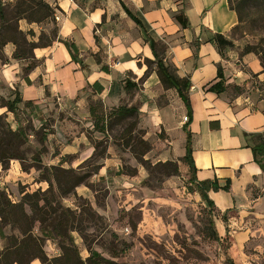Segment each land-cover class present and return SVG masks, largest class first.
<instances>
[{
    "label": "rangeland",
    "instance_id": "1",
    "mask_svg": "<svg viewBox=\"0 0 264 264\" xmlns=\"http://www.w3.org/2000/svg\"><path fill=\"white\" fill-rule=\"evenodd\" d=\"M39 26L42 29H33L30 40H38L37 34L42 33L51 37L55 31L51 23ZM235 37L240 47L251 45L264 52V9L259 14L254 11L252 20L246 21ZM128 79L137 81L132 74ZM137 82L143 88L145 81ZM151 92L150 98H144L149 108L154 107L150 112L158 109L168 123L158 124L157 111L146 113L148 118L140 113L133 135L151 145L146 153V146L136 142L135 151L141 160L136 159L127 140L120 137L123 128L135 119L115 125L104 136L90 130L92 126L83 116L69 115L58 100L41 108L20 106L19 118L28 128L31 145L46 150L44 166L73 168L78 177L89 176L75 189L73 179L67 177L65 195L54 182L48 194L53 208H58L73 224L70 239L80 256L86 260L92 251L115 264H226L227 258L236 264H264V196L261 201L251 203L256 189H264V171L253 160H227L225 168L212 170L213 173L198 170L199 181H216L221 187L229 184V189L209 192L215 206L219 203L220 210L233 211L243 221L250 217L255 230L260 231L245 246L251 229L239 232L234 242L229 234L215 240L208 226L209 207L195 192L189 168L185 170L187 165L182 161L187 139L177 118L180 116L182 124L184 117L190 119V113L180 114L182 101L175 90H164L161 85ZM139 94L143 93L139 90L134 99L126 97L122 104L129 101L141 108ZM8 121L14 129L18 128L14 114H8ZM83 132L104 140L103 147L96 154L91 145L81 146L86 160H77V154L64 155L69 142L77 139L75 147L79 146L78 136ZM160 162H173L178 171L175 167L159 168L156 165ZM44 175L46 172L36 169L24 172L20 162L13 161L7 171L0 166V189L17 203L24 193L48 190V183L42 181ZM213 193L219 194L218 202ZM214 222L219 233L221 221L215 216ZM39 229L37 224L34 233L42 237ZM4 232L18 234L11 227ZM7 245L8 241L0 236V250ZM44 248L50 259L61 255L58 240L44 239ZM32 264L41 262L36 260Z\"/></svg>",
    "mask_w": 264,
    "mask_h": 264
},
{
    "label": "crops",
    "instance_id": "2",
    "mask_svg": "<svg viewBox=\"0 0 264 264\" xmlns=\"http://www.w3.org/2000/svg\"><path fill=\"white\" fill-rule=\"evenodd\" d=\"M47 2L56 8L59 37L75 43L85 68L73 62L67 48L56 42L51 47L35 50L36 58L42 63L29 74L28 83L22 71L26 62L13 59L15 46L9 44L6 48L11 49L5 48L8 63L0 61V96L14 98L17 91L25 102L31 101L40 108L49 101L58 100L69 115L83 116L92 126L90 103L101 100L107 110L121 105L127 97L124 88L128 75L133 74L137 81L140 80L147 70L144 61L154 60L143 29L129 16L124 8L126 6L141 20L149 36L167 46L165 62L173 65L180 77L191 81L189 130L198 170L213 173L225 168L227 160L254 161L245 135L264 132V70L255 54L241 55L243 47L232 35L239 19L229 7L228 0ZM180 11L188 19L189 27L186 29L175 20V15ZM38 27L27 21L20 22L24 32L37 31ZM218 34L234 42L233 47L224 50V55H221L213 41ZM97 55L109 67V72L102 70L103 65L97 62ZM219 66L227 86V91L220 95L208 91L219 80ZM95 83L104 88L102 93H96L91 88ZM160 87L156 73L145 80L143 88L140 86V92L143 93L139 94L140 113L142 117L148 118L146 113L157 111L160 117L157 118L158 124L167 125L161 112L158 109L150 112L154 107L149 108V103L144 100L151 97V90ZM180 108V114L185 116L188 110L183 102ZM3 113H6V109L0 108V114ZM180 120L179 116L177 121L184 131L186 123L182 125ZM78 137L79 146L75 147L77 139H74L65 147L64 155L77 154V160H86L81 146L91 145L92 149L94 146L85 132ZM184 169L188 170V167L184 166ZM217 195L212 194L216 200ZM263 196L264 189H256L251 203L261 201ZM216 207V216L222 226L219 231L221 238L229 234L234 242L239 232L251 229L245 246L260 232L259 229L255 230V223L250 217L243 221L233 211L220 210L219 203Z\"/></svg>",
    "mask_w": 264,
    "mask_h": 264
},
{
    "label": "trees",
    "instance_id": "3",
    "mask_svg": "<svg viewBox=\"0 0 264 264\" xmlns=\"http://www.w3.org/2000/svg\"><path fill=\"white\" fill-rule=\"evenodd\" d=\"M228 3L229 7L237 13L239 19L238 25L232 31V35L236 39L235 33L246 21L252 20L254 11L259 14L264 9V0H228ZM124 8L137 25L143 29L154 55V60H145L147 70L140 81H145L150 76V72L156 73L164 90H175L189 113H191L190 79L180 77L177 69L170 63L165 62L167 46L149 36L141 20L134 16L126 6ZM175 20L183 28L189 27L188 19L183 11L175 15ZM21 21L37 25L51 23L54 25L55 31L51 37L42 33L36 42L29 39V36H34L32 30L28 32L21 30ZM213 41L221 55H224L226 48L234 46L232 40L219 34L213 38ZM56 42L62 43L67 48L73 62L80 64L83 69L85 68L75 43L59 37L56 8L52 7L47 0H16L15 3L8 5H5L3 0H0V61L8 63L5 48L9 44H13L15 46L13 59L26 62L22 71L23 78L28 83H30L29 74L42 63L36 58L35 50L51 47ZM251 53L259 58L264 70V52L248 45L242 49L241 55ZM96 60L103 65V71L109 72V67L103 64L100 55L96 56ZM152 65H155V69L152 68ZM218 79V82L210 86L208 91L220 95L227 91L226 80L220 66L218 68ZM91 88L96 93H102L104 90L98 83H95ZM124 89L127 98L129 100L134 99L140 90L139 82L128 79L125 82ZM128 103L129 101H127V104H121L108 111L101 100L92 101L89 109L92 131L105 136L114 129L115 125L135 119L123 128L120 137L127 140L136 159L141 160L143 158L138 156L135 151L136 142L146 146V153L151 150V145L147 141L141 140L137 135H133L137 128L140 107L137 104ZM21 104L26 108L35 106L31 101L25 102L17 91L14 98L0 96V108L6 109V113L0 114V166H2L4 171H7L11 162L18 161L24 172H30L32 169L46 172L42 181L47 182L49 188L43 193L40 191L32 194L24 193L22 200L17 203L10 199L6 191L0 189V236L8 241V245L3 250H0V264H32L36 260H39L41 264H115L113 261L92 251L91 256L83 260L78 249L72 243L69 232L73 230V224L69 223L68 216L58 208H53L48 194L52 190L54 182L65 195L66 191L64 188L67 187V177L73 179V188L75 189L84 184L85 179L89 176L78 177L73 168L64 169L61 166L48 168L44 166L43 157L46 150L43 151V147L38 150V148H33L31 145L28 128L23 126L19 118ZM8 113H12L16 117L17 129H14L8 121ZM189 125L190 121L184 126V131L187 133V141L186 152L182 161L189 168L190 181L195 186V192L201 196L209 207L208 226L211 236L215 240H219L220 236L214 222L217 207L209 198V192H217L222 188L229 189V184L221 187L216 181H199L197 179L198 168L193 157L192 133L189 130ZM87 137L97 154L103 147L104 140L96 139L92 135H87ZM245 139L247 147L252 150L254 162L264 171V132L246 134ZM156 166L159 168L175 167L176 171H178L177 164L173 162H160ZM224 218L226 219V217ZM37 224L40 226L39 230L42 237L34 233ZM6 227H11L14 231H18V234L6 235L4 232ZM44 239L58 240L61 255L50 259L44 248ZM226 264H236V262L232 258H227Z\"/></svg>",
    "mask_w": 264,
    "mask_h": 264
},
{
    "label": "built area",
    "instance_id": "4",
    "mask_svg": "<svg viewBox=\"0 0 264 264\" xmlns=\"http://www.w3.org/2000/svg\"><path fill=\"white\" fill-rule=\"evenodd\" d=\"M4 4L5 5H8V4H11V3H14L15 0H3ZM189 120H188V117H184V122L183 123H187Z\"/></svg>",
    "mask_w": 264,
    "mask_h": 264
}]
</instances>
